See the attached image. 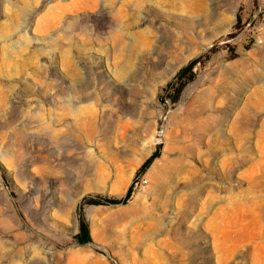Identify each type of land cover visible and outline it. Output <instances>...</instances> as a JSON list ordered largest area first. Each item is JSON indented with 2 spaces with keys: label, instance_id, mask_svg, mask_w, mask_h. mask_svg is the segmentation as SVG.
Instances as JSON below:
<instances>
[{
  "label": "rangeland",
  "instance_id": "obj_1",
  "mask_svg": "<svg viewBox=\"0 0 264 264\" xmlns=\"http://www.w3.org/2000/svg\"><path fill=\"white\" fill-rule=\"evenodd\" d=\"M263 93L264 0H0V264H264Z\"/></svg>",
  "mask_w": 264,
  "mask_h": 264
},
{
  "label": "bare ground",
  "instance_id": "obj_2",
  "mask_svg": "<svg viewBox=\"0 0 264 264\" xmlns=\"http://www.w3.org/2000/svg\"><path fill=\"white\" fill-rule=\"evenodd\" d=\"M218 91L221 92L216 85L203 91L194 98L188 110L185 112L183 121L184 123L195 124V132H200L205 129L206 130H213L214 128L220 129L219 121H217V119L214 118L213 110H212L213 104L216 100V96L219 95ZM261 97L264 98V93ZM245 98L247 102V110L243 112V114L247 115L248 117L243 121H238L234 123L233 129L242 130V128L251 127L253 125L254 112L257 110L259 111V109L262 108L263 106L257 88H254L253 90L249 91V93L245 96ZM244 139L246 140V138Z\"/></svg>",
  "mask_w": 264,
  "mask_h": 264
},
{
  "label": "trees",
  "instance_id": "obj_3",
  "mask_svg": "<svg viewBox=\"0 0 264 264\" xmlns=\"http://www.w3.org/2000/svg\"><path fill=\"white\" fill-rule=\"evenodd\" d=\"M195 62H192L189 66H187L186 68H184L181 71V74L178 76V79L176 80V82L173 84L172 86V91H173V102H176L178 99L179 94L181 93L185 82L183 79H185V77L189 74L190 78L193 76L192 74V70L194 68ZM158 156L157 153H154L142 166L141 170L144 171L146 170L149 165L151 164V162ZM132 188L133 186H131L129 188V190L127 191L126 195L124 196V198L117 200V199H108V200H91L90 203L91 204H95V205H102V204H110V205H118V204H125L127 203V201L130 199L131 195H132ZM77 239L78 242L80 244H86L88 242L91 241V237H90V231H89V227L85 222H81L80 223V231L79 234L77 235Z\"/></svg>",
  "mask_w": 264,
  "mask_h": 264
},
{
  "label": "built area",
  "instance_id": "obj_4",
  "mask_svg": "<svg viewBox=\"0 0 264 264\" xmlns=\"http://www.w3.org/2000/svg\"><path fill=\"white\" fill-rule=\"evenodd\" d=\"M143 183H146V181L142 179L138 184L142 185Z\"/></svg>",
  "mask_w": 264,
  "mask_h": 264
}]
</instances>
